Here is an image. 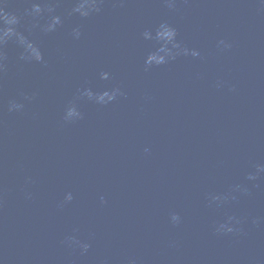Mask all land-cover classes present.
<instances>
[{"label":"water","instance_id":"water-1","mask_svg":"<svg viewBox=\"0 0 264 264\" xmlns=\"http://www.w3.org/2000/svg\"><path fill=\"white\" fill-rule=\"evenodd\" d=\"M27 6L10 0L6 10ZM72 6L63 0L56 9L63 27L31 37L46 66L18 62L16 46L6 47L0 264H264V224H251L264 217V180L236 203H207L264 162V9L257 0H180L177 11L162 0H106L82 19L67 15ZM162 21L204 59L179 57L145 72L150 43L141 33ZM78 24L83 35L74 40ZM219 39L232 48L217 50ZM115 85L126 97L103 108L81 101L85 118L63 122L77 88ZM33 92L23 101L21 93ZM10 99L24 111L9 113ZM67 192L73 200L58 207ZM171 212L182 216L179 226ZM227 215L243 219L242 233L213 232ZM72 234L90 242L86 254L62 243Z\"/></svg>","mask_w":264,"mask_h":264},{"label":"clouds","instance_id":"clouds-1","mask_svg":"<svg viewBox=\"0 0 264 264\" xmlns=\"http://www.w3.org/2000/svg\"><path fill=\"white\" fill-rule=\"evenodd\" d=\"M10 0H0V74L6 70L7 53L6 47L11 42L18 49L17 60L25 64L39 63L47 65L45 53L40 43L31 38L34 33L47 36L55 33L64 25V17L57 14V7L63 0H26L27 7L23 12L6 10ZM123 4V0H119ZM163 4L170 11H177L180 0H162ZM258 4L264 9V0H257ZM72 7L67 15H78L82 19L91 18L102 12L106 0H71ZM188 4L189 0H183ZM72 39L79 40L83 35V25L72 27L70 33ZM144 41L150 43L144 59V71L147 72L154 67L169 65L179 57H191L193 59L203 60L204 56L201 49L189 47L178 39L179 31L167 21L160 22L154 29H145L141 33ZM231 41L219 39L216 41V48L219 51H228L232 48ZM100 79H110V73L101 72ZM223 82L218 81L216 87H222ZM234 90V89H233ZM23 101L31 102L36 93L31 95L21 93ZM127 93L120 85H115L110 89L94 91L91 87L82 86L77 88L75 96L65 106L62 120L64 123H75L83 120L85 114L81 111L80 102L88 101L99 107H107L116 103L120 98L126 97ZM25 109V103L17 99H10L7 104L9 113H20ZM148 149H145L147 152ZM264 180V162L255 163L252 170L248 171L244 182L235 183L224 193H209L207 203L209 207H222L227 204L238 202L240 197L250 196L251 188L259 187V182ZM25 197L31 199V193H25ZM71 192L65 193L63 200L58 207L63 208L73 200ZM101 204L107 201L103 196L100 197ZM169 222L173 226H179L182 223V216L178 212L169 214ZM243 219L236 215H227L224 219L217 221L213 225V232L216 235L226 236L229 234H239L243 232ZM253 226L259 227L264 224V217H253L251 219ZM78 229H73L75 233ZM67 247L80 251L81 255L86 254L91 244L88 240H81L75 234L68 235L62 241Z\"/></svg>","mask_w":264,"mask_h":264}]
</instances>
